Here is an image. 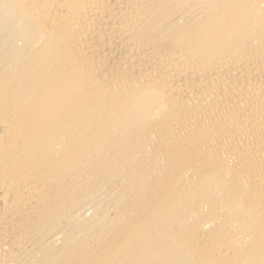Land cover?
Here are the masks:
<instances>
[{"label": "bare ground", "instance_id": "6f19581e", "mask_svg": "<svg viewBox=\"0 0 264 264\" xmlns=\"http://www.w3.org/2000/svg\"><path fill=\"white\" fill-rule=\"evenodd\" d=\"M0 264H264V0H0Z\"/></svg>", "mask_w": 264, "mask_h": 264}]
</instances>
